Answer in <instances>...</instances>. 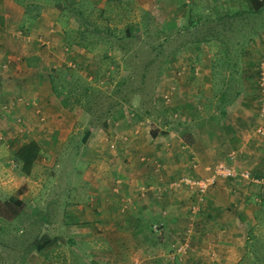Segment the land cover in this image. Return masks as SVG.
<instances>
[{"label":"rangeland","instance_id":"374dc122","mask_svg":"<svg viewBox=\"0 0 264 264\" xmlns=\"http://www.w3.org/2000/svg\"><path fill=\"white\" fill-rule=\"evenodd\" d=\"M123 2L125 3H116V0L106 4L103 0H6L4 2L6 8L15 12L20 13L23 10L22 20L19 23L17 20L11 21L8 26L14 31L13 38L21 44L4 54L0 58L2 60L0 63L9 59L10 64L12 62L28 64L27 57L19 49H36L38 52L34 53L33 60L38 62L33 64L35 72H39V81L43 79L44 82L49 75H53L58 90L64 95L75 96L80 101L76 103L75 100L69 99L70 108L63 107L50 85L54 95L50 102L52 112L61 113L54 114V118L62 120L63 124L71 125L76 132L64 142V148L59 156L55 155L51 159L42 154V159L39 158L33 164L28 175L22 172L20 163L14 157L17 142L27 140L29 137V135L24 136L28 131V123L22 116H14L15 113H10L14 105L29 107L34 103L33 113L40 124L48 123L51 116L47 117L38 103L21 95L0 106V109L5 110L3 112L10 114V117L14 116L12 129L4 126L0 116V202L22 199V206L16 217L11 220L0 218V264H264V158L261 160L256 158L255 163H249L248 158L233 163L229 156L232 151L227 145L224 150L221 148L219 153L217 152L219 148L215 150L203 148L197 143L192 148L193 153L184 150L187 155L189 154L186 162L176 168L161 166L155 171L152 167L155 166L154 160L151 162L145 158L142 160L149 163L148 167L154 173L167 176L170 173L174 174L176 178L170 183L178 181L185 175L202 180L213 173L218 163L233 168L234 175L219 176L203 193H199L194 186L182 185L167 192L174 194L183 190L175 197L183 198V194L189 197L187 202L180 203L181 210L184 211L180 212L179 222L184 226L180 230H172V234H164L162 217L167 215L165 209L154 217L150 212L145 211L150 206H145L142 201L151 197V191L145 189L141 190L144 191V195L139 193L140 197L122 196L118 204V213L109 214L115 222L107 228L103 227L102 222H98L100 228L94 227V229L85 222L79 223L77 219L80 214H75V222L70 220L72 214L70 209H67L68 206H65V194L70 187L78 186L79 177L86 171V166L80 163L79 151L85 153L82 149L86 148V145L83 143L89 141L91 132L104 127L102 120L106 118L109 122L115 119L119 116L117 111L123 109L138 125H148L149 122L148 126H151L152 130L157 127L156 124H163L165 121H171L174 126L176 122L181 124V117L186 114L182 112L180 116L174 112L169 115L167 110L170 98L177 90L175 83L170 82V75L174 73L180 77L184 74V72L177 74L184 65L172 67L176 58H184L183 62H187V68L186 65L184 68L187 73L184 75L189 73L192 79L200 73L199 63H211L212 84L207 86L216 95L221 89H225L228 90L226 97H230L234 89L239 88L240 92L248 94V97L260 96L258 107H264V92L259 83L260 76L264 75V64L261 65L264 61V9L260 14L258 13L259 15L256 14L255 19L249 21L248 24L253 27L246 33L243 32L242 16L238 17L237 23L224 22L219 29L220 34L224 35H219L218 38H228L229 42L239 44V46H231L234 49L228 57L229 60L232 59V63L237 58L235 61L238 74H236L231 61H225L219 51H213L210 57L206 58L199 53L185 54L184 51L176 50L175 46L182 41V37H171L168 41L163 34L166 33L165 30L163 33L159 32L158 26H154L155 21L149 18H146V23L151 22V30L138 33L141 8L146 6L144 4L146 1L139 0L138 3L137 0L128 2L123 0ZM44 8L51 18L50 26L38 30L42 25H36L34 20ZM34 15L36 16L31 18ZM3 21V15L0 14V23ZM106 26H109L108 29H115L114 33L107 32L106 28L104 29ZM91 27L96 30L87 29ZM125 27L130 28L132 32L136 31L137 34L127 35L124 31ZM152 27L157 30H153ZM184 38L192 39V36L187 33ZM247 38L249 39L246 40ZM52 40L57 44V48H54L55 44ZM245 40L243 51L237 52L238 50L235 49L241 48ZM47 41L49 45H42ZM74 44L85 45L88 48L78 54V63L82 67L69 64H74L76 61ZM113 45L125 49L127 53L125 60L121 58L119 50L112 48ZM174 47L176 53L170 50ZM134 54H136L135 58H133ZM175 55L176 57H173ZM193 56L196 58L193 59ZM171 58L175 59L169 66ZM149 59L152 62L145 68L144 65ZM67 69H72L80 76L74 85L63 84L61 77L68 76ZM55 71L59 72L58 77L55 76ZM129 73L132 76H128ZM142 73H145L144 79ZM237 76L238 82H235ZM66 79L70 78L66 77ZM122 80L125 81L124 84H121ZM204 91L202 89L201 93L195 92L194 96L189 98L188 108L185 107L189 115H198L197 108H200L198 104L206 96ZM212 98L213 100L209 102L212 104L211 108L220 103V107H226L218 98L214 96ZM176 100L177 98L174 103ZM110 105L112 107L106 114ZM180 105L184 107L183 100L180 101ZM130 108L146 117L138 116L134 111L130 112ZM261 112L263 113L264 109ZM128 117L123 122L133 125ZM217 119L219 121V118ZM235 121L241 128L246 126L244 118ZM211 124L214 126L216 123L213 121ZM226 124L229 125L228 122ZM261 125H264V122ZM88 126L93 130L89 129V132ZM179 134L181 136L182 133ZM126 137L125 134L121 135V138L119 135H112L107 146L113 148L115 143L112 139H126ZM184 137L185 142L193 141L186 134ZM168 147L166 152L175 151L172 145L169 144ZM242 151L244 152L243 147ZM141 156L146 157V155ZM159 162L162 165L161 159ZM139 169L144 170L141 167ZM244 171L249 173L250 179L241 176ZM261 177L263 179H259ZM74 199L78 197L74 196ZM150 201H153V198ZM239 202H242L239 206L243 205L247 212H241L245 209H238ZM136 219L140 222L137 226L134 225ZM203 219L211 224L204 226ZM158 223H162L161 229L156 231L152 224L158 225ZM139 225L141 227H138ZM92 230L93 233H90ZM208 237H214L215 240H208ZM224 238L230 239L228 243H223ZM238 239L243 241L242 244ZM170 241L176 242L175 244L179 246L172 247ZM42 242L44 247L39 249L38 245ZM171 247L175 250L171 251ZM216 253H220L222 257L218 258L214 255Z\"/></svg>","mask_w":264,"mask_h":264},{"label":"crops","instance_id":"0c3cea01","mask_svg":"<svg viewBox=\"0 0 264 264\" xmlns=\"http://www.w3.org/2000/svg\"><path fill=\"white\" fill-rule=\"evenodd\" d=\"M5 1L6 0H0V14H2L4 18L3 23H0V58L10 50H14V47L21 44L20 41L16 42L13 38L14 31L8 26L11 21L17 20L19 23L22 20L23 10L19 13L16 9L17 12L8 7L6 8L4 4ZM110 1L111 0H103V3L106 4ZM128 1L130 0H127V2ZM137 1L139 3V0ZM145 1L144 4L146 6L141 8V24L139 25L140 31L138 33L151 30V22H149V24L146 23V18H149L151 21H155L154 26H158L159 32L163 33L165 30L166 33L163 34L167 37L168 41L171 37H182V41L175 46L176 50L184 51L185 54L193 52L196 55L199 53L206 56V58H209L210 53L213 51H219L222 53L223 50H228L231 52L232 49H234L231 46H239L237 42H229L228 38H218L219 35H224L219 32V29L223 26L224 22H231V24L232 22L237 23L238 17L242 16L241 19L244 22L243 32L246 33L253 27V25L248 24L249 21L255 19L256 16L260 14V12H258L259 14L250 12L249 8L251 0ZM261 1L263 3V10L264 0ZM116 3L123 4L125 2H123V0H116ZM12 5L15 7L14 4ZM45 9L46 8H44L43 12L39 13L38 16L34 15L31 17L34 18L36 16L34 20L36 25H42L38 30L47 29L50 26L49 22L51 18L48 16L47 11H44ZM238 11H243V13L236 14ZM108 27L109 26H106L104 29L106 28L107 32H110V34L114 33L115 29H108ZM155 27H152V29L155 30ZM87 29L94 30L95 28L91 27ZM124 31L127 35L137 34L136 31L132 32L128 27H125ZM88 33L89 32H87V34ZM187 33L192 36V39L184 38ZM81 35H83V33H81ZM52 42L54 43L53 40ZM44 44L49 45L50 43L47 41V43H43L42 45ZM54 44V48H57V44ZM74 47L73 50L77 53V57L75 58L76 61H74V64H69L71 66L82 67L81 64L78 63V54L81 53V51L88 50V48H86L85 45L80 46L78 44H74ZM175 47L170 49L174 53H176ZM112 48L119 50L121 58L123 57L125 60L127 56L125 49L123 50L119 45H113ZM235 50H237V48ZM19 51L24 53L27 57L28 64L23 65V62H21V64L18 62H12L7 68H2L0 64V106L3 103L11 101L16 96L21 95L26 99L38 103V106L47 117L51 116L48 123L40 124L33 113L34 103L29 107H24L18 104L14 105L13 109L11 108L13 111L10 113H15L14 116H22L28 123V131L24 134V136L29 135L28 139L24 141L22 140L19 143L17 142L16 146L29 140H35L40 147L39 158L42 159V154H45L52 159L55 155H60V151L64 148V142L69 140L70 136L76 131L73 130L71 125L68 126L63 124L62 120L59 121V119L54 118L56 114L59 115L61 113L52 112L53 108L51 107L50 102L53 100L54 95L50 88L49 78L44 80V82L43 79L39 81V72L36 73L34 69L33 63L38 61L33 60V55L38 51H36V49L28 50L25 48H20ZM173 57H176V55ZM195 58L196 56H193V59ZM174 59L175 58L170 59L168 63L169 66H171ZM176 59L175 63H173V68H175V66L184 65L181 67V71L177 72V74H180L181 72H184V74L187 73L184 69L185 65L187 68V62H183L184 58ZM199 64L201 65L200 73L193 79L191 78L192 76H189L191 75L189 73L186 75L181 74L180 77H177L174 73L170 75V82L175 83L177 90L174 91L172 100L167 106V110L169 115L174 112H177L179 115L182 112L186 114V116L182 115L181 124L176 122V126L171 127L159 123L156 124L157 127H154L152 130L150 129L151 126L146 124L138 125L133 121L134 119L132 120L128 117L122 109L120 112L117 111L119 116L115 119L109 120L105 127L98 128L94 132H91L92 136L89 141L83 143V145H86V148L83 147L82 149L85 153L79 151L78 155L80 163L86 166V171L79 177L80 181L78 186L70 187L65 194V206H68L67 209H70L71 211V221L75 222V214H80L79 219H77L79 223L85 222L86 225L93 227L94 229V227L100 228L98 224L102 222L104 224L103 227L107 228L111 223L115 222V219L113 217L110 218L109 214L114 212L118 213V204L122 200V196H139V193L140 195H144V191L141 190L145 189L151 191V197L149 200L142 201L145 206H150V208L145 211L150 212L151 216L154 217L162 209H165L167 215H162L164 221V234H172V230H180L184 226L179 222L181 216L180 212L184 211V209L181 210L182 206H180V203L187 202L189 197L184 194L182 195L183 198L175 197L183 190L174 194L167 193L176 189V187L169 188L171 185L170 181L176 178V176L172 173L167 176L158 172H152L151 168L148 167L149 163L147 161H142L144 158L150 160V162L151 160H154L155 166L153 165L152 167H154L155 171L159 170L158 167L161 166L164 168H176L180 164H185L186 162L189 154L187 155L184 150L193 153L192 148L195 147L197 143L203 148H212L213 150L219 148L217 151L219 153L221 148L224 150L226 145L227 147L230 146V150L234 154V157L231 158L233 163L240 162V160L244 161L243 159L245 158L249 159V163H255L256 158H258V160L264 158V125H261V123L264 122V112H261L264 107H258V102L261 100L259 98L260 96H257L256 98L248 97V94L246 95L242 92L228 103L224 108L225 113H221V108H218V105L211 108L212 104L209 102L213 100L212 96L218 98V96H216L207 86L208 84H212L211 63L201 62ZM40 82H42L44 86L40 84ZM46 82L48 84H46ZM202 89L205 90L204 94L206 96L203 98L201 97L202 100L198 104V107H200L197 108L199 113L198 115L196 114L193 116L190 114V116L188 112L185 111L189 105L187 102L190 100L189 98L194 96L195 92L201 93ZM174 98H177L176 103H174ZM182 100L184 107L180 105V101ZM193 105L194 107L196 106L195 104ZM3 111L5 110L1 108L0 116L2 122L5 124L3 125L12 129L14 116L10 117V114ZM129 111L136 112L138 116H145L141 115L142 113L135 109L130 108ZM127 117L132 120L133 125L123 122ZM217 118H219V121ZM224 118L227 119L224 120ZM240 118H244V121L246 122V126L243 128L239 127L237 121H235ZM213 121L216 123L214 126L211 124ZM227 122L229 125L226 124ZM87 129L93 130L90 126H88ZM152 131H156L157 134L153 136L151 133ZM183 132L188 138L191 137L193 140L191 143L184 141L185 134H183ZM179 133H182L181 136ZM117 134L119 135V138L124 134L127 135V137L126 139H112L115 146L110 148L109 145L107 146V142L110 141L109 139H111L112 135L118 136ZM174 136L176 139L173 138ZM50 139L51 141H49ZM103 139H105L106 142ZM227 142L228 144H226ZM169 144L175 148L174 152H166L169 148ZM42 147L44 151L42 150ZM242 147L244 148V152L242 151ZM141 155H146V157ZM38 159L36 161H38ZM159 159L163 162L162 165L159 162ZM202 161L207 162V160ZM140 167L144 168V170H140ZM255 175L256 174L254 173V176ZM257 178L258 177H256V179ZM259 179H263V177ZM164 185L166 186L164 187ZM162 187L164 188L162 189ZM249 195L250 193L247 194V196ZM74 196L78 197V199H74ZM151 198H153V201H150ZM235 200H237V198H235ZM232 202H234V200ZM240 204H242V202H239L238 209H245L243 208V205L239 206ZM142 211L144 210H141V212ZM241 212H247V210L245 209V211ZM203 222L204 226L208 223L211 224V222L205 219H203L202 223ZM202 223L200 225L201 228ZM138 224H140V222L136 219L134 225L137 226ZM138 227H141V225ZM219 227H221V224ZM93 231L94 230L90 233H93ZM208 236L214 235L208 234ZM208 240H215V238L208 237ZM229 240L230 239L224 238L223 241L225 242L223 243H228ZM238 240L242 244L243 241L240 239ZM175 243L176 242L170 241L172 247L179 246ZM210 243L211 242H209L208 245H210ZM172 247L171 251L175 250L174 248L172 249ZM208 254L209 251L207 256ZM204 255L206 256L205 253ZM214 255L218 256V258L222 257L220 253Z\"/></svg>","mask_w":264,"mask_h":264},{"label":"trees","instance_id":"16d2710c","mask_svg":"<svg viewBox=\"0 0 264 264\" xmlns=\"http://www.w3.org/2000/svg\"><path fill=\"white\" fill-rule=\"evenodd\" d=\"M262 5H263V3L261 0H251L249 10H250V12L258 13L262 10ZM239 13L241 14V13H243V11H238L236 14H239ZM248 39L249 38H247L246 40H248ZM246 40L242 43L240 49H239V47L237 48V50H238L237 52L243 51V45L245 44ZM223 51H222L223 59L225 61H231V63H232V59H230V60L228 59L230 51H228V50H226L224 52ZM135 57H136V54L133 55V58H135ZM235 60H237V58ZM235 60L232 63V68L234 67L236 70V74H238L237 73L238 68H236L237 64H236ZM151 62H152V60L149 59L148 62H146V64L144 65V67L147 68L146 67L147 64H149ZM0 64L2 67L4 62H2ZM9 65H10V63L8 62L4 67L7 68ZM259 69H260V63H259ZM67 72H68V76L62 75V77H61L62 81L64 82L63 84L74 85L75 82L80 79V76L75 71H73L72 69L71 70L67 69ZM58 73L59 72L55 71V76L58 77L59 76ZM128 76H132V74L129 73ZM141 76L144 79L145 73H142ZM66 77H69L70 79L67 80ZM61 78H59V79H61ZM236 78L237 79H235V82H238V76ZM55 79H57V78H55ZM64 79L67 83H65ZM49 81H50V85H51V88H52L54 95L58 98L60 104L63 107L70 108L69 99L75 100L76 103H78L80 101L77 97H75V96L71 97L70 95H64L60 90H58L55 86V81H54L53 75H49ZM124 83H125V81L122 80L121 84H124ZM85 88L89 89V87H85ZM228 88L230 89V87H228ZM240 93L241 92H240L239 88H236V89H234V93L230 97H226L228 94V90H225V89H221L219 91V93H217V95L215 93L214 94L216 96H218V100H219V102L220 101L222 102V105L227 106L228 103L231 102L234 98H236L238 96V94H240ZM171 100H172V97L170 98V102H171ZM220 104H218V108H221V113H225L224 108L222 106L220 107ZM119 105L121 106V104H119ZM111 107H112V105H110L107 108L106 114L110 111ZM171 112H172V110H171ZM172 114L173 113H171V115ZM136 115H137V113H136ZM170 122L171 121H165L163 123V125L171 126V127L174 126ZM107 123H108V121H106V118L104 120H102V125L104 127L107 125ZM151 133L153 136L157 134L156 131H152ZM39 156H40V147H39L37 141H35V140H29V141L23 142V143H21L15 147L14 157L20 163L21 170L24 174H28L30 172L33 164L36 162V160L39 158ZM21 206H22V201L19 199H16L15 201L5 200L3 202H0V218L4 219V220H11L12 218H14L18 215V213L20 212ZM43 247H44V242H42L40 245H38L39 249H41Z\"/></svg>","mask_w":264,"mask_h":264},{"label":"built area","instance_id":"2783aa9c","mask_svg":"<svg viewBox=\"0 0 264 264\" xmlns=\"http://www.w3.org/2000/svg\"><path fill=\"white\" fill-rule=\"evenodd\" d=\"M10 63L11 61L9 59H7L6 61H4V64L2 65L3 68H5L4 66L7 64V63ZM264 64V61L261 62V65ZM261 67V66H260ZM259 83L261 84V89L263 90L264 92V75L260 76V80H259ZM150 123L148 122V125ZM124 138V137H123ZM230 158H233L234 157V154L233 153H230ZM233 168L227 164H224V163H218L215 165V169L213 170V173H211L208 177L204 178V179H196L194 177H191V176H183L181 177L178 181H175L173 183H171V185L169 186V188H173V187H176V186H179V185H182V186H187V187H195L197 189V191L199 193H203L206 188L210 185H212L216 178H218L219 176H232L234 175L233 173ZM241 176L245 179H250L249 178V173L247 171H244L241 173ZM162 223H158L157 224H152V226H154V229L156 231H158V229H161L160 225Z\"/></svg>","mask_w":264,"mask_h":264}]
</instances>
